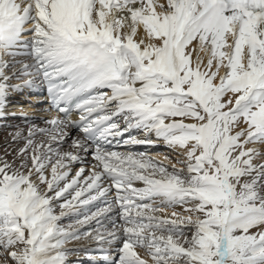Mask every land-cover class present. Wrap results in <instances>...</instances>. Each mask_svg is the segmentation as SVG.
<instances>
[{
  "label": "snow or ice",
  "instance_id": "6c2138e0",
  "mask_svg": "<svg viewBox=\"0 0 264 264\" xmlns=\"http://www.w3.org/2000/svg\"><path fill=\"white\" fill-rule=\"evenodd\" d=\"M36 91L0 264H264V0H0V120Z\"/></svg>",
  "mask_w": 264,
  "mask_h": 264
},
{
  "label": "bare ground",
  "instance_id": "6f19581e",
  "mask_svg": "<svg viewBox=\"0 0 264 264\" xmlns=\"http://www.w3.org/2000/svg\"><path fill=\"white\" fill-rule=\"evenodd\" d=\"M40 101V102H38ZM47 105L45 102V98L41 97V95L36 92L28 93L25 92L21 95H14L10 98L9 107L7 111L9 113H15V115H9L7 119L0 120V144H2L5 136H8L10 131H14L16 127H22L27 129L34 121L37 126L43 127V118L46 116L45 109ZM52 114V113H51ZM54 115V114H52ZM23 116L29 117L28 122L26 123L25 120L22 118ZM73 119H76V116L73 115ZM11 125L12 127H7ZM73 136H76L77 133L75 131L72 132ZM166 150L163 146H160L158 149L153 150L154 153L163 154ZM157 158H161L160 155H157ZM70 219H65L62 221L64 225L70 223ZM67 247H94L91 241L81 240L79 242L73 241L70 242ZM72 261L79 260L82 264H86L88 261V257L85 255L83 251L76 252L72 254L70 257Z\"/></svg>",
  "mask_w": 264,
  "mask_h": 264
},
{
  "label": "rangeland",
  "instance_id": "374dc122",
  "mask_svg": "<svg viewBox=\"0 0 264 264\" xmlns=\"http://www.w3.org/2000/svg\"><path fill=\"white\" fill-rule=\"evenodd\" d=\"M86 264H88V261L86 262Z\"/></svg>",
  "mask_w": 264,
  "mask_h": 264
}]
</instances>
